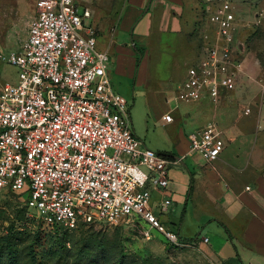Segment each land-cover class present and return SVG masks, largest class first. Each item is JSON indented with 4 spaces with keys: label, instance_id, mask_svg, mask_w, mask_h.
Listing matches in <instances>:
<instances>
[{
    "label": "built area",
    "instance_id": "2783aa9c",
    "mask_svg": "<svg viewBox=\"0 0 264 264\" xmlns=\"http://www.w3.org/2000/svg\"><path fill=\"white\" fill-rule=\"evenodd\" d=\"M204 3L206 47L176 100L218 104L244 73L239 22L232 1ZM91 19V9L76 0H37L21 49L0 52L19 75L0 88V191L28 193L25 204L44 227L146 223L145 239L156 229L169 243L183 245L153 210V192L167 193L175 161L136 135L128 101L112 85V57L99 48ZM163 118L173 122V110ZM189 143L208 162L224 149L214 123L191 132ZM171 203L164 197L157 206L166 212Z\"/></svg>",
    "mask_w": 264,
    "mask_h": 264
},
{
    "label": "rangeland",
    "instance_id": "374dc122",
    "mask_svg": "<svg viewBox=\"0 0 264 264\" xmlns=\"http://www.w3.org/2000/svg\"><path fill=\"white\" fill-rule=\"evenodd\" d=\"M36 1L0 0V52L18 50L23 44L35 15ZM197 1L198 10L204 0ZM230 1L237 9L236 36L243 54L256 69L263 71L264 0ZM95 4L100 8H92L100 14L111 15L116 11V0H99ZM196 12L177 33L152 30L141 34L139 42L134 35L136 47L128 44L132 41V27L125 30L127 11L115 33L112 85L128 101L138 138L153 142L160 151L178 143L181 130L189 127L180 121V114L191 104L176 100V95L188 77L193 60L197 59V55L191 58L199 47ZM199 22L205 25L206 20ZM18 79V68L0 59V84L14 83ZM177 101L179 105L175 106ZM172 107L177 122L171 127L162 126L157 119ZM23 198L27 199L28 193H24ZM23 198L0 191V245L3 247L0 264H212L207 252L191 244H168L164 234L156 229H152L151 240L145 239L136 222L80 223L75 229L43 227ZM174 205L166 212L153 207L158 217L170 220L169 228L171 224L179 226L181 210H184L182 207L175 212ZM142 224L149 228L146 223ZM9 248L15 252L13 258L8 256Z\"/></svg>",
    "mask_w": 264,
    "mask_h": 264
},
{
    "label": "crops",
    "instance_id": "0c3cea01",
    "mask_svg": "<svg viewBox=\"0 0 264 264\" xmlns=\"http://www.w3.org/2000/svg\"><path fill=\"white\" fill-rule=\"evenodd\" d=\"M76 1L92 11L91 21L98 29L99 48L108 49L112 53L110 75L116 62L115 33L121 27L126 11L125 30L132 27V41L128 43L132 46L135 44L134 35L139 42L141 34L145 35L152 30L164 33L183 30L197 11L199 47L191 58L194 55L198 58L205 50L204 34L210 25L204 2L198 12L196 6L200 4L197 0H116V11L110 15L100 14L92 8H100L95 4L99 0ZM203 19L206 20L205 25L199 22ZM239 47L244 73L235 90L222 91L218 104L209 98L189 103L191 105L180 114V121L189 127L181 130L178 143H172L160 151L153 142L142 140L148 147L175 161L170 168V184L166 196L154 191L153 207L164 197H170L171 205L175 203V212L182 207L184 210H181L179 226L171 224L169 228V219L159 217L160 220L167 229L179 234L184 243L180 246L191 244L207 252L212 264H264V70L256 69L244 56L242 44ZM247 109L249 113H246ZM168 110L159 116L157 122L171 127L178 117L173 112L174 121L167 123L163 117ZM210 123L218 126L224 139V149L213 162L192 152L189 143L191 132ZM133 129L137 135L135 127ZM139 226L146 228L143 224ZM237 257L240 262L232 261Z\"/></svg>",
    "mask_w": 264,
    "mask_h": 264
},
{
    "label": "trees",
    "instance_id": "16d2710c",
    "mask_svg": "<svg viewBox=\"0 0 264 264\" xmlns=\"http://www.w3.org/2000/svg\"><path fill=\"white\" fill-rule=\"evenodd\" d=\"M9 193H12V194H17V193H14V192H9ZM17 195H19V196H21L22 198H23V196L22 195H20V194H17ZM24 199V198H23ZM24 202H25V199H24ZM27 206V205H26ZM38 223H40L42 226H43V224L40 222V221H38ZM44 227V226H43ZM55 227H62V226H55ZM166 242L169 244V242L166 240ZM3 249V247L0 245V251ZM14 254H15V252L13 251V249L12 248H9V250H8V256L9 257H11V258H13L14 257ZM33 256V255H32ZM32 260H33V262L35 261V257L33 256L32 257ZM232 261H238V262H240V260H239V258L237 257V258H234V259H232Z\"/></svg>",
    "mask_w": 264,
    "mask_h": 264
},
{
    "label": "water",
    "instance_id": "95a60500",
    "mask_svg": "<svg viewBox=\"0 0 264 264\" xmlns=\"http://www.w3.org/2000/svg\"><path fill=\"white\" fill-rule=\"evenodd\" d=\"M134 47H136L135 44H134Z\"/></svg>",
    "mask_w": 264,
    "mask_h": 264
},
{
    "label": "bare ground",
    "instance_id": "6f19581e",
    "mask_svg": "<svg viewBox=\"0 0 264 264\" xmlns=\"http://www.w3.org/2000/svg\"><path fill=\"white\" fill-rule=\"evenodd\" d=\"M146 70H147V68H146Z\"/></svg>",
    "mask_w": 264,
    "mask_h": 264
}]
</instances>
